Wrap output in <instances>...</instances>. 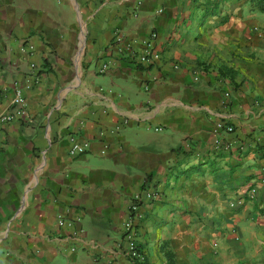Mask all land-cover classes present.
Here are the masks:
<instances>
[{
  "label": "crops",
  "instance_id": "0c3cea01",
  "mask_svg": "<svg viewBox=\"0 0 264 264\" xmlns=\"http://www.w3.org/2000/svg\"><path fill=\"white\" fill-rule=\"evenodd\" d=\"M26 83L2 130L0 264H264V12L0 0V115Z\"/></svg>",
  "mask_w": 264,
  "mask_h": 264
},
{
  "label": "built area",
  "instance_id": "2783aa9c",
  "mask_svg": "<svg viewBox=\"0 0 264 264\" xmlns=\"http://www.w3.org/2000/svg\"><path fill=\"white\" fill-rule=\"evenodd\" d=\"M155 37V33H152L150 35V39L145 40L144 45L145 48L140 53H136V59L138 62L148 66L153 64L158 58L159 53L154 49L151 39ZM117 41L122 42L124 41L122 35H117ZM105 68V66H104ZM25 87H29V83H26L25 85H18L16 84L14 87L13 95L10 100V108L7 112L0 115V149L3 145V137H2V130L3 127L9 123L20 121L21 119H24L27 116V110H26V101L23 96V89ZM218 127L222 130H225L227 132H231L233 128L231 126H228L222 122L218 124ZM83 152V147L74 145L71 149V153H80ZM147 198L151 199L152 197H157L158 193H147ZM140 200L139 196L135 197V202L133 203L131 209L132 211H135L137 209V201ZM239 201L236 200L234 202H231L230 205L234 206L235 204H238ZM67 222L64 220L63 217L58 218V225L64 226ZM69 224V223H68ZM125 230V237L127 241V250L129 255L132 259H139L141 262H144V255L139 250L136 239L134 237V225L132 217L125 223L124 225Z\"/></svg>",
  "mask_w": 264,
  "mask_h": 264
},
{
  "label": "trees",
  "instance_id": "16d2710c",
  "mask_svg": "<svg viewBox=\"0 0 264 264\" xmlns=\"http://www.w3.org/2000/svg\"><path fill=\"white\" fill-rule=\"evenodd\" d=\"M252 10L264 12V0H248Z\"/></svg>",
  "mask_w": 264,
  "mask_h": 264
}]
</instances>
